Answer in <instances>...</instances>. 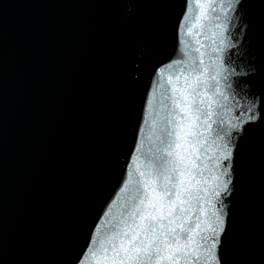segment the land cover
<instances>
[{
  "label": "water",
  "instance_id": "95a60500",
  "mask_svg": "<svg viewBox=\"0 0 264 264\" xmlns=\"http://www.w3.org/2000/svg\"><path fill=\"white\" fill-rule=\"evenodd\" d=\"M184 12L185 0H0V264H77L139 141L147 150L146 98ZM236 14L225 55L247 75L220 113L255 103L262 118L235 133L220 256L264 264V110L242 0Z\"/></svg>",
  "mask_w": 264,
  "mask_h": 264
},
{
  "label": "snow or ice",
  "instance_id": "6c2138e0",
  "mask_svg": "<svg viewBox=\"0 0 264 264\" xmlns=\"http://www.w3.org/2000/svg\"><path fill=\"white\" fill-rule=\"evenodd\" d=\"M240 2L185 0L178 54L158 69L146 98L147 150L139 141L77 264H222L235 191V133L262 118L255 103L236 102L228 121L220 113L228 107L231 78L247 75L225 55L238 47Z\"/></svg>",
  "mask_w": 264,
  "mask_h": 264
}]
</instances>
